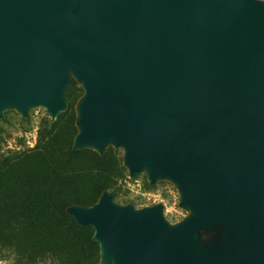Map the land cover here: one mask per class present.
<instances>
[{
	"label": "water",
	"instance_id": "1",
	"mask_svg": "<svg viewBox=\"0 0 264 264\" xmlns=\"http://www.w3.org/2000/svg\"><path fill=\"white\" fill-rule=\"evenodd\" d=\"M72 79L73 149H122L129 175L172 180L193 212L172 226L162 205L109 191L70 207L101 261L264 264V2L0 0V112L55 120ZM219 224L225 237L203 249L199 231Z\"/></svg>",
	"mask_w": 264,
	"mask_h": 264
},
{
	"label": "trees",
	"instance_id": "2",
	"mask_svg": "<svg viewBox=\"0 0 264 264\" xmlns=\"http://www.w3.org/2000/svg\"><path fill=\"white\" fill-rule=\"evenodd\" d=\"M83 94L72 79L68 109L55 120L42 119L36 146L0 154V261L11 254L15 264H99L94 228L81 226L68 209L91 207L105 191L120 204L130 203L122 149L110 146L104 155L73 149L76 106ZM143 185L155 188L147 179Z\"/></svg>",
	"mask_w": 264,
	"mask_h": 264
},
{
	"label": "rangeland",
	"instance_id": "3",
	"mask_svg": "<svg viewBox=\"0 0 264 264\" xmlns=\"http://www.w3.org/2000/svg\"><path fill=\"white\" fill-rule=\"evenodd\" d=\"M0 113V154L33 149L37 143L40 123L49 115L42 106L30 107L27 116L16 107L3 108ZM145 179L148 180L147 170H143L136 177L130 175V181L125 184V198L130 201L129 205L136 210L162 205L164 218L172 226L193 217L192 210L182 205L181 194L175 182L160 179L156 184H150L155 186L153 190H145L143 185ZM227 231L228 227L222 224L203 228L199 231L198 242L203 249H213L225 237ZM0 264H15L14 256L10 254L5 260L0 261ZM100 264L112 263L101 261Z\"/></svg>",
	"mask_w": 264,
	"mask_h": 264
}]
</instances>
